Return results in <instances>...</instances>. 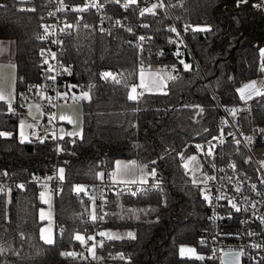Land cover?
Returning <instances> with one entry per match:
<instances>
[{
  "label": "trees",
  "instance_id": "16d2710c",
  "mask_svg": "<svg viewBox=\"0 0 264 264\" xmlns=\"http://www.w3.org/2000/svg\"><path fill=\"white\" fill-rule=\"evenodd\" d=\"M79 1L62 0L64 8L57 16L71 24L62 25V38L54 42L46 36L53 19L48 14L51 0H0V39L14 44L15 90L46 86L44 54L55 48L60 80L75 92L89 91L88 99L80 101L82 134L74 139L48 134L43 142H21L17 126L23 107L10 112L0 102V132L12 134L0 136V172L24 178L51 164L64 169L61 189L52 193L51 244L39 235L43 203L38 186L27 183L0 190V264L77 261L61 253L81 248L74 236L87 235L92 223L85 220L88 204L80 193L71 192V184L101 179L99 173L108 176L117 158H133L139 168L150 166L158 176L147 177L153 185L135 195L111 192L102 201L99 232L120 237L102 244L101 250L116 252L104 264H196L178 249L191 245L202 250L208 210L182 163L215 133L216 101H238L237 89L256 74L264 44V0H173L172 16L185 27L197 63L189 69L178 63L175 37L167 29L171 17L163 11L141 15L132 5L122 9L111 4L103 14L116 21L98 30L96 14L72 10ZM86 20L87 34L82 36ZM141 37L140 43H131ZM168 66L176 67V77L166 82L164 92H142L136 100L128 99L138 69ZM106 72L122 82L103 78ZM251 104L253 121H264V96L252 98Z\"/></svg>",
  "mask_w": 264,
  "mask_h": 264
},
{
  "label": "built area",
  "instance_id": "2783aa9c",
  "mask_svg": "<svg viewBox=\"0 0 264 264\" xmlns=\"http://www.w3.org/2000/svg\"><path fill=\"white\" fill-rule=\"evenodd\" d=\"M51 1L53 4L48 7V14L52 13L50 16L53 19L47 27L46 36L52 41L58 42L63 34L62 25L68 26L71 22H64L63 18L57 16L60 11L58 9L64 8L62 0ZM172 2L173 0H136L135 3H131L130 0H81L72 7H86L87 10L83 12L96 14L94 26L100 30L104 29L107 21H116V17L107 19L106 15L103 14V9L108 5L112 4L122 9L125 8V4L132 5L138 14L141 13L142 9L152 8V5L155 4L157 7L152 10L153 13L160 10L169 18L171 17L167 29L175 37V56L178 60L184 58L185 62L190 65L197 64L185 37V27H180L172 16ZM145 13L149 14L150 12ZM78 21L76 20L74 23ZM88 25L87 20L81 23L80 33L82 36L87 34ZM138 26L142 27L143 23H138ZM134 28L136 27L134 26ZM135 40L131 43L138 44L141 41V39ZM261 50H264V44L260 49L257 72L249 81L256 82L255 88L259 94L254 97L264 96V83H262L264 82V68H262L264 57L261 56ZM44 56L49 68L46 86L31 84L23 90L22 95L20 94L22 89L15 90V99L12 100L13 110L24 107L28 103H36L45 110V114H52L59 103L71 100V93L75 91L70 89L67 83L60 80V63L57 59L56 49L53 48L50 52H45ZM161 68L170 71V78L176 77V67ZM251 99L242 100L239 96L238 101L222 103L216 101L219 116L215 133L202 148L189 155L195 157V160L189 161L187 168L184 167L185 160L182 163L191 185L197 187L201 195L211 197V202L204 199L208 210V236L201 244L203 259H196V264H221L220 257L224 252L241 253L238 264H264V222L261 219L264 218V182H262L264 181V121H253ZM233 109L234 112L231 111ZM49 120L51 121L49 124L44 118L41 123L37 122L31 124V127L28 126L25 135L27 139L25 140L36 142L47 136L51 131L52 124L56 127L55 123L57 122L56 117L49 118ZM52 132L56 134V129ZM193 165L197 167L196 183L190 179ZM144 170L150 173L153 168L146 166ZM157 176L155 171V176L150 175L149 178L154 179ZM48 177L52 178L48 179ZM27 183L36 184L39 190L45 188L46 192L51 193L59 192L63 184L58 179L57 167L54 164H51L41 173L30 174L24 178H13L7 172H0V186H3L2 188L24 186ZM150 185H153V182H136L128 185L114 184L108 179V176L92 181L73 182L71 192H77L76 186H82L84 190L77 193L82 195L89 206L85 220L92 223V229L84 237L85 239L88 236L95 238L88 241L86 245L81 244V248L75 252V258L91 264H104L113 259L116 256L115 251L101 250V244L107 243L108 238L99 235L100 232L97 227L99 218L93 221L92 216L95 214L100 217L102 201L109 193L135 192ZM253 185H255V189H253ZM230 200L236 205L235 208L232 203H229ZM56 227L60 228V225L56 223ZM250 233L253 234L250 235ZM93 245H95V258L88 251V248ZM254 245H260V247H254ZM214 251L215 258H211Z\"/></svg>",
  "mask_w": 264,
  "mask_h": 264
},
{
  "label": "rangeland",
  "instance_id": "374dc122",
  "mask_svg": "<svg viewBox=\"0 0 264 264\" xmlns=\"http://www.w3.org/2000/svg\"><path fill=\"white\" fill-rule=\"evenodd\" d=\"M12 43L11 49H13V41L9 39V41H0V44H10ZM13 73H14V67L12 63H4L2 60H0V76H5L6 84L4 87V92L7 95L14 96L15 97V87H14V79H13ZM131 91V88L129 92ZM128 92V95H129ZM24 92L23 90L20 91V94L22 95ZM133 95H136L133 93ZM7 109H8V103L4 102ZM24 111V117L19 121L17 126V135L21 139L20 131H21V121L24 122V133L26 135V129L29 125L33 123H37L42 121L44 115H45V121H48V124L51 123L49 120L56 117L57 125L56 127L54 124H52L51 131L49 132V135L55 139H64V138H78L81 137L82 134V128H81V118H82V105L79 100L71 98L69 102H61L59 103L55 111L52 114H45V110H43L38 104L36 103H28L24 105L23 107ZM55 115V116H54ZM48 117V118H46ZM63 117V119H61ZM54 129H56V135L52 132ZM68 133H73V135H68ZM62 137V138H61ZM63 168L62 166L57 167V175L58 179L61 182H64V179H60V173L59 169ZM142 174H147L149 172H146L143 168ZM197 167L195 165L192 166V174L190 176V179L193 181V179L196 180L197 176ZM150 175H146L145 178L149 177ZM44 193L43 199L41 198V193ZM40 198L43 201V206L40 207L41 209L38 212L39 217L41 218V212L44 214V225L45 226H54L53 218H52V193L46 192L45 188L40 189ZM101 232L110 233L107 230H102ZM81 234V233H79ZM82 235V234H81ZM83 236V235H82ZM80 242V241H79ZM195 248L191 245H181L178 249V254L180 255V248ZM75 253V252H73ZM196 255L202 256V250L197 251L195 250ZM181 256V255H180ZM183 257L188 258H194L191 254L185 253ZM196 259V258H194ZM198 260V259H197ZM87 263V262H83ZM90 264V263H87Z\"/></svg>",
  "mask_w": 264,
  "mask_h": 264
},
{
  "label": "snow or ice",
  "instance_id": "6c2138e0",
  "mask_svg": "<svg viewBox=\"0 0 264 264\" xmlns=\"http://www.w3.org/2000/svg\"><path fill=\"white\" fill-rule=\"evenodd\" d=\"M22 2H23V0H22ZM130 2L131 3H135L136 0H130ZM93 6H95V5H93ZM124 7L127 8L128 4H125ZM156 7H157V5L154 4V5H152V8L142 9L141 10V15H144L145 12H152V10L154 8H156ZM32 10L34 11V9H32ZM58 10H61V9H58ZM72 10L73 11L83 12V11H86L87 8L78 6V7L73 8ZM50 15H52V13H50ZM200 30H208V29L205 28V29H200ZM172 31H175V29H172ZM140 39H143V37H141ZM261 56L264 57V50H261ZM185 67L187 68L188 65H185ZM262 68H264V60H262ZM102 77L103 78L112 77V73H109V72L103 73ZM112 78H113V80L116 83H121L122 82L120 80H116L115 77H112ZM52 79H55V77H52ZM262 83H264V82H262ZM255 85H256V82L253 81V82H251L249 84L244 85L242 88L238 89V92L240 93V97H241L242 100L251 98V95L253 93L259 94L258 90L255 88ZM142 86H143V81H142ZM148 86H151V82H150V84ZM70 87H75V86H70ZM136 91H137L136 87L133 86L131 88V91L129 92V95H128V99L129 100H136L138 98L139 94L133 95V93H136ZM246 92L248 93V95H245ZM57 95H60V93H57ZM65 95H67V93H65ZM88 95L89 94L87 92L82 94V96L84 98H87ZM13 99H15L14 96L7 95V94H5V92L2 89H0V102L8 103V110L10 112L13 111V107H12V100ZM73 99H77V97H73ZM231 111L234 112L235 110L233 109ZM61 119H63V117H61ZM29 127H31V126L29 125ZM10 135H12V134L8 133V132H0V136H10ZM32 135H35V133H32ZM68 135H73V133H68ZM20 136H21V142H24V140L27 139V137L25 136V133H24V122L23 121H21ZM41 142H43V140H41ZM237 143H239V141H237ZM196 147L199 149L200 146L197 145ZM194 160H195V157H190L189 158V161H194ZM133 164H134V162H133ZM184 167L187 168L188 164L185 163ZM232 167H234V166H232ZM141 171L143 173V170H141ZM59 173H60V179L63 180L64 179V175H63L64 174V169L63 168L59 169ZM5 175H6V173H5ZM98 175H99V177L101 179H103V175H104L103 173H99ZM111 175L113 176V183L114 184L115 183H122V184L128 185V184H135L137 182L136 179L134 178L136 174H135L134 171L131 170L130 166L129 165H121L120 162H117L116 171H114ZM129 175H131L133 178L132 179H116L117 177H126V176H129ZM146 175L155 176V170L153 169V170H151L150 173L142 174L141 180H140L141 183H146L147 182L146 178H145ZM51 178L52 177H48V179H51ZM209 179H211V177H209ZM196 182L197 181L195 179H193V183H196ZM262 182H264V181H262ZM2 187L3 186H0V190H2ZM19 187H23V185H20ZM252 187H253V189H255V185H253ZM75 190L77 192H80V191H83L84 189H83L82 186H76ZM237 191H239V188H237ZM132 194L135 195L136 193L133 192ZM43 197H44V193L42 192L41 193V198L43 199ZM220 198H223V197H220ZM204 199L208 200L209 202H211V197L209 195H204ZM229 203H232V201L230 200ZM232 206L234 208L236 207V205L234 203H232ZM237 210H239V209H237ZM97 218L103 219V216L97 217L95 214H93V216H92L93 221H95ZM41 219L42 220L44 219L43 212H41ZM261 219H262V222H264V218H261ZM44 231H45L44 229H41V233H42L41 238L44 239L46 243H49V244L53 243V240H52L51 236H47L46 237V236L43 235ZM251 234H253V233H250V235ZM99 235L101 237H107L108 239H118V238H120L119 236H117L115 234L105 233V232H100ZM127 235L130 238H134L132 233H128ZM74 239L77 240V241H80V243L82 245H86L88 243V241L94 240L95 238L93 236H88L87 239H85L84 236H82L81 234L77 233V234H75ZM101 246H102V244H101ZM254 247H260V245H254ZM88 251L95 258V245H93L92 247H89ZM185 253L191 254L196 259H203L202 256L196 255L195 250L193 248H185V247L182 246L180 248V255L183 257L185 255ZM61 255H63V256H75L76 253L65 252V253H61ZM240 255H241V253H235V252L223 253L221 255V257H220L221 264H236V261L238 260ZM211 258H215V251L213 252V257H211ZM121 259H123L122 256H121Z\"/></svg>",
  "mask_w": 264,
  "mask_h": 264
},
{
  "label": "crops",
  "instance_id": "0c3cea01",
  "mask_svg": "<svg viewBox=\"0 0 264 264\" xmlns=\"http://www.w3.org/2000/svg\"><path fill=\"white\" fill-rule=\"evenodd\" d=\"M0 41H9V39H0ZM12 43L10 44H0V60L4 63H13V51H14V44H13V49H11ZM14 67V65H13ZM15 71V70H14ZM171 73L165 68H142L138 69L136 72V79L135 83L132 85L136 87V95L140 94L142 92L145 93H162L165 91V85L168 79H170ZM13 79H14V73H13ZM142 81H143V86H142ZM151 82V86H148ZM6 84L5 76H0V89L4 91V87ZM131 87V88H132ZM117 162H120L121 165H129L131 170L135 172V179L137 182H140L141 180V170L142 167H138L137 162L133 158H117L113 162V168L112 171L108 175V179L113 182V176L111 175L114 171H116L117 168ZM134 162V164H133ZM144 169V168H143ZM133 177L131 175L126 176V177H117L116 179H132ZM122 184V183H118ZM41 199V198H40ZM41 202L43 203L42 199ZM41 208H39L40 210ZM38 210V212H39ZM39 216V215H38ZM40 218V217H39ZM41 219V218H40ZM44 221V220H43ZM54 222V221H53ZM41 229H44V236H51L53 239V233H54V226H45L44 223L40 226L39 229V235L40 238L42 236ZM42 239V238H41ZM45 241L44 239H42ZM86 261L77 259V261H67V262H60V263H50V264H87L83 263ZM91 264V263H90Z\"/></svg>",
  "mask_w": 264,
  "mask_h": 264
},
{
  "label": "water",
  "instance_id": "95a60500",
  "mask_svg": "<svg viewBox=\"0 0 264 264\" xmlns=\"http://www.w3.org/2000/svg\"><path fill=\"white\" fill-rule=\"evenodd\" d=\"M150 13H153V12H150ZM178 62L181 63L180 65H181L182 69H189L190 66H191L189 63H186V62H185L184 58H180V59L178 60ZM185 65H188V67L186 68ZM249 83H251V82H248V83H246V84H249ZM246 84H244V85H246ZM244 85L240 86L238 89L242 88ZM238 89H237V94L240 96V93L238 92ZM85 92H87V93L89 94V91H88V90L81 91V92H72V93H71V94H72V98H73V97H77L76 100H79V101L87 100L88 97H89V95H88L87 98H84V97L82 96V94L85 93ZM245 95H248V93L246 92ZM255 95H256V94L253 93V94L251 95V98H253ZM240 98H241V97H240ZM251 98H248V99H245V100H249V99H251ZM189 158H190V156H188V157L185 159L184 164H185V163H187V164L189 163ZM200 198H201L202 200H204V195H201ZM224 253H227V252H224ZM235 253H237V252H235ZM222 254H223V253H222ZM238 261H239V258H238V260L236 261V264H238Z\"/></svg>",
  "mask_w": 264,
  "mask_h": 264
}]
</instances>
